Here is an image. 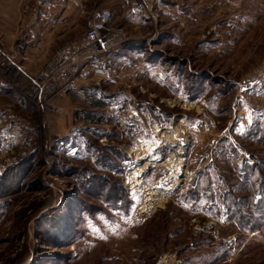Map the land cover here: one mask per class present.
<instances>
[{
    "label": "rangeland",
    "instance_id": "1",
    "mask_svg": "<svg viewBox=\"0 0 264 264\" xmlns=\"http://www.w3.org/2000/svg\"><path fill=\"white\" fill-rule=\"evenodd\" d=\"M38 4L67 27L0 38L33 73L96 9L119 44L43 105L0 87V264H264V0Z\"/></svg>",
    "mask_w": 264,
    "mask_h": 264
},
{
    "label": "built area",
    "instance_id": "2",
    "mask_svg": "<svg viewBox=\"0 0 264 264\" xmlns=\"http://www.w3.org/2000/svg\"><path fill=\"white\" fill-rule=\"evenodd\" d=\"M109 17L108 11L94 10L82 36L61 46L35 73L24 64V38L13 49L0 41V87L15 89L36 105L45 104L47 97L76 90L77 80L86 69L103 66L118 49L117 33L108 25Z\"/></svg>",
    "mask_w": 264,
    "mask_h": 264
},
{
    "label": "crops",
    "instance_id": "3",
    "mask_svg": "<svg viewBox=\"0 0 264 264\" xmlns=\"http://www.w3.org/2000/svg\"><path fill=\"white\" fill-rule=\"evenodd\" d=\"M31 1L0 0V38L6 40V43L11 44L16 39H19L21 36L19 32H22L20 27L23 25L28 27L31 32L29 42L37 41L40 44L44 41V38L40 36V31H52L67 27V23H55L52 20L51 24L50 22L45 25L42 24V20H39L37 15H39L40 11H48V8L39 7L38 0H35L37 3L32 6ZM33 15L34 17H32ZM25 60H27L25 61V66L29 67L28 69L30 70L38 66L33 62L34 60L31 59L30 55Z\"/></svg>",
    "mask_w": 264,
    "mask_h": 264
},
{
    "label": "trees",
    "instance_id": "4",
    "mask_svg": "<svg viewBox=\"0 0 264 264\" xmlns=\"http://www.w3.org/2000/svg\"><path fill=\"white\" fill-rule=\"evenodd\" d=\"M260 142L264 145V132H263V134L260 137Z\"/></svg>",
    "mask_w": 264,
    "mask_h": 264
},
{
    "label": "bare ground",
    "instance_id": "5",
    "mask_svg": "<svg viewBox=\"0 0 264 264\" xmlns=\"http://www.w3.org/2000/svg\"><path fill=\"white\" fill-rule=\"evenodd\" d=\"M180 162H181V160H177V161H176V163H177L176 166H180V164H181ZM174 163H175V162H174ZM174 167H175V166H174Z\"/></svg>",
    "mask_w": 264,
    "mask_h": 264
}]
</instances>
